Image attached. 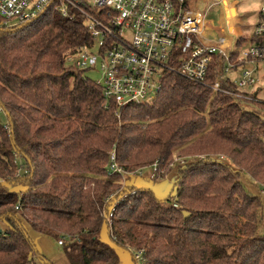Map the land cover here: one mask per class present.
<instances>
[{
	"label": "trees",
	"instance_id": "obj_1",
	"mask_svg": "<svg viewBox=\"0 0 264 264\" xmlns=\"http://www.w3.org/2000/svg\"><path fill=\"white\" fill-rule=\"evenodd\" d=\"M2 22L0 264H52L21 221L58 237L69 264H121L123 255L134 264H264V103L256 94L237 98L165 72L152 101L118 110L88 69L65 63L92 43L81 17L46 11ZM223 70L215 58L208 84L237 93ZM111 152L121 173L109 174ZM175 164V194L159 199L135 184L139 170L155 165V179ZM111 210L108 223L102 213Z\"/></svg>",
	"mask_w": 264,
	"mask_h": 264
},
{
	"label": "built area",
	"instance_id": "obj_2",
	"mask_svg": "<svg viewBox=\"0 0 264 264\" xmlns=\"http://www.w3.org/2000/svg\"><path fill=\"white\" fill-rule=\"evenodd\" d=\"M242 1H214L222 8L223 27L219 31L199 12L190 10L188 0H0V18L3 25L13 27L46 11L62 18L81 17L92 43L68 54L65 63L82 70L98 65L103 76L97 84L103 97L119 110L152 101L160 91L165 72L213 92L251 99L255 92L245 93L239 88L253 86L257 82L255 73L258 69L264 71V0L250 36L239 32L237 21V32L228 27L232 11L239 19ZM243 42L248 46L241 51ZM95 47L96 53L92 52ZM215 58L223 63L225 77L243 68L239 82L232 80L237 93L222 89L220 81L208 84V69ZM153 168L155 171V165ZM109 171L111 175L121 173L113 152ZM111 213L112 210L102 213L108 223ZM58 244L62 245V241ZM135 253L134 260H140L143 250Z\"/></svg>",
	"mask_w": 264,
	"mask_h": 264
},
{
	"label": "rangeland",
	"instance_id": "obj_3",
	"mask_svg": "<svg viewBox=\"0 0 264 264\" xmlns=\"http://www.w3.org/2000/svg\"><path fill=\"white\" fill-rule=\"evenodd\" d=\"M215 0H188V8L190 10H195L203 15L206 19L211 20L213 24L217 27H223L222 22V8L220 5L214 4ZM263 0H247L246 10L243 13H239V28L241 34L245 36H250L256 29L258 23V14L262 8ZM224 4L227 6L226 1ZM231 19L228 20V27L231 31L237 32L236 26V15L234 11L231 12ZM247 43H242L239 47V50L244 51L247 48ZM92 52H97V48H93ZM243 68L238 67L235 71H230L228 77L231 78L236 83L239 82L241 78V72ZM84 75L100 83L102 81L103 73L97 65L95 68L88 69L84 71ZM257 82L253 86H245L239 88L240 91L245 93H256V98L258 101L264 103V71L258 69L255 73ZM6 118L4 112L0 109V124H5ZM220 159V158H219ZM141 172V173H140ZM153 167H147L137 172L135 177V184L143 187L151 188L157 198L165 199L169 194H175L174 181L176 179V164L173 165L170 172L164 177L158 175L155 179H152L156 174H154ZM244 189L253 195H259V190L254 188L253 185L249 182L243 181ZM264 205V201H263ZM263 219V220H262ZM260 220L258 224V233L264 234V218ZM22 226L24 227L27 235L34 243V246L38 253L43 256L45 259L50 261L52 264H69L64 256V247L58 244V237H51L45 234H41L33 231L25 222L21 221ZM6 228L5 222H0V231ZM132 254H136L135 251ZM40 258H36V264H42ZM121 264H134L131 262L127 255L121 257Z\"/></svg>",
	"mask_w": 264,
	"mask_h": 264
},
{
	"label": "crops",
	"instance_id": "obj_4",
	"mask_svg": "<svg viewBox=\"0 0 264 264\" xmlns=\"http://www.w3.org/2000/svg\"><path fill=\"white\" fill-rule=\"evenodd\" d=\"M228 2H231V1H233V0H227ZM241 6H242V11H241V13H243V12H245V10H246V6H247V0H243L242 2H241ZM238 15H239V13H238ZM239 17V16H238ZM240 18L241 17H239V19L237 20V23H238V25H239V20H240ZM211 21V20H210ZM212 22V21H211ZM213 23V22H212ZM213 27H216V30L217 31H219V30H221L222 29V27L220 28V27H217V26H215L214 24L212 25ZM238 29H239V32L241 33V31H240V28L238 27ZM256 94V93H255Z\"/></svg>",
	"mask_w": 264,
	"mask_h": 264
},
{
	"label": "water",
	"instance_id": "obj_5",
	"mask_svg": "<svg viewBox=\"0 0 264 264\" xmlns=\"http://www.w3.org/2000/svg\"><path fill=\"white\" fill-rule=\"evenodd\" d=\"M183 216L184 217L188 216V213L187 212H183Z\"/></svg>",
	"mask_w": 264,
	"mask_h": 264
}]
</instances>
